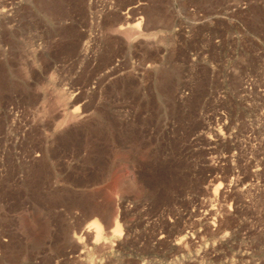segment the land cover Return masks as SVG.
Masks as SVG:
<instances>
[{
  "label": "rangeland",
  "instance_id": "rangeland-1",
  "mask_svg": "<svg viewBox=\"0 0 264 264\" xmlns=\"http://www.w3.org/2000/svg\"><path fill=\"white\" fill-rule=\"evenodd\" d=\"M0 264H264V0H0Z\"/></svg>",
  "mask_w": 264,
  "mask_h": 264
},
{
  "label": "bare ground",
  "instance_id": "bare-ground-1",
  "mask_svg": "<svg viewBox=\"0 0 264 264\" xmlns=\"http://www.w3.org/2000/svg\"><path fill=\"white\" fill-rule=\"evenodd\" d=\"M141 24V23H140ZM92 229H96V239H99L101 234H102V226L100 223L97 222V220H95V222L91 223L89 226H88V229L87 231H90ZM115 233L118 235H121L122 234V230L120 229L119 225L117 224V228H115ZM114 233V234H115Z\"/></svg>",
  "mask_w": 264,
  "mask_h": 264
}]
</instances>
